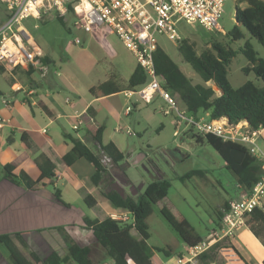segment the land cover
<instances>
[{
	"label": "rangeland",
	"instance_id": "obj_1",
	"mask_svg": "<svg viewBox=\"0 0 264 264\" xmlns=\"http://www.w3.org/2000/svg\"><path fill=\"white\" fill-rule=\"evenodd\" d=\"M243 6L245 3H240L238 0H227L219 19L220 29L207 30L199 23L190 24L184 20L177 23V29L182 39L188 38L190 42H194L197 52L201 53L205 48L210 47L212 41L228 42L225 33L237 24L235 20L236 8ZM5 12L6 7L0 1V19L5 18ZM74 21L75 17L72 13L65 16L64 22L57 18V14L50 13L41 20L30 17L22 22L35 43L51 59L47 65L49 67L47 72L42 73L36 70L32 77L35 80H41L46 91H51L47 82L49 80L55 87V93L58 92L62 100L66 96L78 99L77 94L69 89L68 84L80 87L84 91L81 92L82 96L92 97L88 86L103 82L111 75L121 86L126 87L128 79L137 65L133 52L115 34L111 33L107 35L110 46L105 47L97 41L93 33L75 26ZM76 38L79 39V42H76ZM247 38H249L248 35ZM157 39L161 48L171 56L182 71L192 79L193 83L201 82L199 75L183 60L179 53L178 45L180 43H175L164 35H157ZM250 41L259 56L264 58L262 45L255 38H251ZM243 43L244 40H241L239 44L243 45ZM234 48H237V45H234ZM246 65H248V60L239 52L228 66V78L234 88L241 86L249 79L262 85L253 72L246 74L243 71ZM55 71L59 72V75L54 73ZM13 77L14 74L10 71H0V110L5 107L4 99L16 104L26 98L23 91L12 90ZM17 78L23 80L29 77L27 75L15 76V80ZM211 85L218 92L217 88L213 84ZM136 98L137 96H134L129 100L122 91L118 92L107 100L95 102L93 106L97 110L91 116L105 127L103 142L116 141L118 143L125 158L117 166L122 167L136 188H139L141 184L146 186L160 176L170 181L171 186L167 196L153 205V211L147 219L150 237L146 241L148 251L161 257L163 263H167L185 251L186 246L163 218L161 208L166 206L177 217L185 218L197 234L205 237L208 230L214 228L217 222L220 226L218 210L229 199L235 198L240 188L236 178L226 167L223 158L210 144L197 142L195 137L183 130V127L179 128L178 136L174 135L177 115L176 112H171L168 115L163 113L167 106L162 98L156 97L150 103L138 100L137 106L134 107L132 104L133 109L127 115L126 106ZM98 107L100 108L98 109ZM178 108L183 110L181 104H178ZM62 121L67 124L63 129L60 127V130L75 135V131L71 128V120L66 121L63 118L53 121L55 122L54 126L59 125ZM83 127H80L78 132L81 137L82 135L86 136V130ZM50 128L52 129L53 126ZM63 137L67 140V137L64 135ZM82 140L86 141L88 146L98 153L97 146L90 137L88 140L82 137ZM260 145L264 149V142H260ZM115 171L119 172V170ZM193 171H197V173L189 175ZM82 172L85 174L86 169H82ZM2 175H4V170L0 165V177ZM72 183L73 181L69 177L57 181L59 189L64 188V185L67 184L64 192L66 191L65 197L68 200H73L68 196L69 193L73 194L74 192L69 188ZM123 183L121 182L122 188L128 192V195H132L133 190L130 185ZM46 189L53 192L55 187L48 184ZM107 189V187L104 188V190ZM143 190L144 187L138 190L135 195L139 192L142 193ZM120 211L118 210V212ZM128 213L130 214V212ZM86 214H91L88 208H86ZM163 249L170 252V256L165 255ZM213 255H215L213 264H224L219 250ZM107 260L113 264L111 259L107 258ZM197 264H201V262L198 261Z\"/></svg>",
	"mask_w": 264,
	"mask_h": 264
},
{
	"label": "trees",
	"instance_id": "obj_2",
	"mask_svg": "<svg viewBox=\"0 0 264 264\" xmlns=\"http://www.w3.org/2000/svg\"><path fill=\"white\" fill-rule=\"evenodd\" d=\"M238 1L245 3V6L237 8L235 12L237 24L225 33L228 42L212 41L210 47L205 48L201 53L197 52L196 44L190 42L188 38H183L178 45V51L183 60L199 75L201 82L193 83L192 79L182 71L161 46H158L154 53L156 73L162 86L174 96L177 107L178 104L182 105L183 110L178 108L180 111L194 115L204 112L211 119L226 118L232 123L247 120L253 127H264V58L259 56L250 41L251 38H255L264 48V1ZM65 16L57 14L61 22L65 21ZM241 40H244L243 45L239 44ZM234 45H237V48H234ZM239 52L248 60V65L243 68V71L246 74L253 72L262 85L250 79L237 88L231 85L228 78V66ZM41 59L45 64L51 62L47 55H43ZM0 71H5V68L0 67ZM28 72L31 75L34 69L29 68ZM147 80L146 72L137 63L126 87L121 86L111 75L106 81L92 87L90 92L96 97L107 96L126 89H136L145 84ZM209 83L213 84L218 92ZM136 102L138 101L132 100L134 107L137 106ZM84 126L95 142L98 153L81 139L68 134L66 137L72 143V148L64 155L63 161L68 166L73 165L79 159L92 163L95 171L91 179L95 185H99L105 177L110 175L108 167L102 162V156H107L113 165H117L124 160L125 155L113 141L102 142L105 129L103 125L96 126L86 122ZM189 134L195 137L197 142H207L220 154L226 167L236 178L240 190L250 192L254 184L264 176L262 163L244 145L224 141L213 134L202 135L191 131ZM22 139L28 148H32L24 134ZM35 163L40 170V176L37 179H33L26 172L15 173L14 163H7L3 166V178L30 191H38L41 186L47 184L54 185L53 178L56 175L54 162L44 153H40L35 157ZM193 173L197 171L189 175ZM170 186L169 180L161 178L149 182L144 186L143 192L135 196L133 194L122 196L115 190L104 192V196L112 206L115 209L130 212L133 221H120L110 216L102 220L84 216L82 227L94 235L95 243L93 244L80 245L72 241L63 254L52 251L45 259H42L29 248L24 240V233L15 231L0 233V252L8 264H96L92 255L96 246L100 245L114 264H129L130 262L159 264L154 254L147 249L146 241L150 237L147 219L153 211V205L167 196ZM53 196L56 201L66 204L59 188L54 189ZM85 202L90 208L96 204L92 195L86 196ZM227 206L228 202H225L222 209L218 210V221L222 220L223 209ZM160 211L163 218L187 246L195 245L204 239L195 232L185 218L177 217L166 206H163ZM245 220L249 229L264 244V211L261 208H255L245 216ZM220 247V244L215 245L210 251L203 253L200 256L203 264L214 262L215 255L213 254ZM162 251L170 256L167 250Z\"/></svg>",
	"mask_w": 264,
	"mask_h": 264
},
{
	"label": "crops",
	"instance_id": "obj_3",
	"mask_svg": "<svg viewBox=\"0 0 264 264\" xmlns=\"http://www.w3.org/2000/svg\"><path fill=\"white\" fill-rule=\"evenodd\" d=\"M0 1L6 7L5 2ZM5 14V18L0 19V26L7 20V8ZM96 39L105 47L110 46L107 37H97ZM32 40L34 41L33 37ZM42 52L46 56L44 51ZM5 71H10L14 74L11 83L12 90L18 92L23 91L26 98L16 104L11 102L10 106H6L3 103L5 107L0 110V114L7 119V123L0 129V165L4 166L7 163H14L15 173L26 172L33 179H37L40 176V170L35 163V157L40 153H44L56 165V175L53 178L54 187L56 188L58 186L57 181L59 179L69 177L73 181L69 185V188L74 191V195L69 193L68 196L73 200H68L65 197L66 191L64 192L67 184L64 185V188L60 190L62 199L66 204H62L55 200L53 196L54 191L47 190L46 186H41L38 191H30L25 187L17 186L9 180L4 179V175H2L0 177V233L23 232L24 240L29 248L35 251L42 259H45L52 251L63 254L72 241L80 245L95 243V237L92 232L82 227L83 217L89 216L102 220L110 216L111 213L118 211L119 209H115L104 196V192L115 190L119 193L123 192L126 195L128 192H125L122 188L121 182L123 183L125 181L126 184L130 185L131 190L136 189L135 184L126 176L122 167H119V165L112 164L109 166L110 175L105 177L99 185L91 183V177L95 171L92 163L85 159H79L71 166L66 165L63 157L72 148V143L68 138L65 140L63 135L66 137V135L71 133L60 130V127L63 129L65 128V124H67L64 121L57 126H54L55 122L53 121L64 118L66 121L71 120L73 125L76 121L75 116L77 113H83L84 125L87 122L100 126L102 124L91 116L97 110L93 106L94 103L107 100L117 93L107 96H93L90 89L102 83L99 82L98 84L88 86L89 93L92 97H86L81 95V92L84 91L80 87L67 83L70 87L69 89L77 94L78 99L76 100L70 96H66L62 100L58 92L55 93V87L49 80L47 82L50 85L51 91H46L41 80H35L32 77L34 72L30 75L27 68L20 66L12 70L5 69ZM34 71L36 70L34 69ZM54 73L59 75V72L55 71ZM26 75L29 78L23 80L17 78L15 80V76L21 77ZM67 98H70L69 103L66 102ZM84 125H81V127ZM51 126H53L52 129L50 128ZM44 129L46 130L45 132ZM79 130H74L75 135H72L81 140L82 137L87 138V140L89 137L91 138L86 128V136L82 135L81 137L80 133H78ZM185 132L189 133L187 130ZM23 134L31 143L32 148H28L26 142L22 139ZM82 141L88 145L86 141ZM113 142L120 149L118 143L116 141ZM263 142L264 139L262 140ZM82 169H86L85 174L82 172ZM115 170H119V172ZM161 178L162 176L157 179ZM144 186L145 184H143ZM105 187L108 189L104 190ZM241 194L242 190H239L237 196L229 199L227 202L232 199H239ZM88 195H92L96 200L95 206L91 208L85 202V198ZM86 208L91 211L90 215L86 214ZM262 210L264 211V207ZM218 226L219 223L214 228L209 229L207 235ZM207 235L203 238H206ZM232 245L244 264H263L264 244L253 234L247 225L242 226L237 231L236 236L232 239ZM185 246L186 251L188 246L186 244ZM154 256L159 264H177L176 257L170 259L167 263H163L161 257L156 254ZM221 257L224 260V264H229L223 253H221ZM107 258L109 257L106 255L105 250L100 245H97L92 255L94 262L96 264H111ZM198 261L203 264L200 257ZM213 263L211 262L209 264ZM0 264H8L1 252ZM129 264L134 263L130 262Z\"/></svg>",
	"mask_w": 264,
	"mask_h": 264
},
{
	"label": "built area",
	"instance_id": "obj_4",
	"mask_svg": "<svg viewBox=\"0 0 264 264\" xmlns=\"http://www.w3.org/2000/svg\"><path fill=\"white\" fill-rule=\"evenodd\" d=\"M6 4L8 17L0 26V67L12 70L17 67L33 68L42 73L48 71V64L42 61L43 52L32 40V36L22 25L27 18L41 20L45 15L57 13L75 17L74 25L106 38L115 34L121 42L133 52L137 63L144 69L148 80L136 89H126L124 96L131 100L152 102L156 97L164 100L167 106L163 113L176 112L174 135L180 134L179 128L198 134H213L224 141L238 142L248 148L264 168V149L260 142L264 139V127H253L247 120L232 123L226 118L211 119L208 114L194 115L180 111L174 96L166 90L156 73L154 53L159 45L157 35L180 43L181 34L177 23H199L207 30L220 29L219 19L227 0H2ZM264 1V0H263ZM37 27V25H35ZM79 42V39H75ZM70 102V98L66 99ZM10 106L11 102L4 99ZM132 103L126 108V114L132 110ZM83 113H77L72 128L78 131L84 125ZM7 119L0 114V129ZM46 130L44 129V132ZM107 167L111 159L102 156ZM240 188V186H239ZM264 207V177L254 184L250 192L243 191L239 199L228 202L223 209L219 227L211 230L199 243L188 246L186 251L176 256L177 264H197L199 257L220 244L219 251L229 264H244L231 245L237 231L246 225L245 216L255 208ZM110 217L120 221H133L127 211H116Z\"/></svg>",
	"mask_w": 264,
	"mask_h": 264
},
{
	"label": "water",
	"instance_id": "obj_5",
	"mask_svg": "<svg viewBox=\"0 0 264 264\" xmlns=\"http://www.w3.org/2000/svg\"><path fill=\"white\" fill-rule=\"evenodd\" d=\"M236 11H237V8H236ZM124 183H125V182H124ZM142 187H143V184H141V185L139 186V188H136L135 190H133L132 194L134 195L138 190H141ZM121 195L124 196V193L121 192Z\"/></svg>",
	"mask_w": 264,
	"mask_h": 264
}]
</instances>
